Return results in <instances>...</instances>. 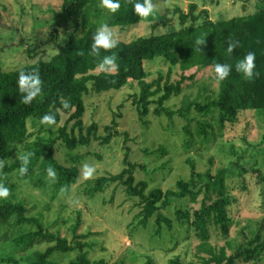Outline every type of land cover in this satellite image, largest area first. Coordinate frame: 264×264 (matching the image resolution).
<instances>
[{
  "label": "rangeland",
  "instance_id": "rangeland-1",
  "mask_svg": "<svg viewBox=\"0 0 264 264\" xmlns=\"http://www.w3.org/2000/svg\"><path fill=\"white\" fill-rule=\"evenodd\" d=\"M124 0H118L119 4ZM155 14L168 10L167 26L154 27V21L141 20L135 26L120 28L108 25L112 15L98 0L88 7L89 27L96 30L107 24L116 42H130L138 37L161 35L180 29L177 15L178 8L187 13L190 4L197 6L196 13L203 9L208 11V18L213 21L248 15L264 8V0H150ZM62 0H0V72L19 69L40 60L47 61L57 49L54 44L38 46L46 42L50 30L57 28V45L67 42L63 30L71 29L60 15ZM190 22H187L189 25ZM30 50V52H28ZM150 78L157 71L166 72L159 62L149 64ZM185 75L189 77L182 86L178 96L172 97L165 106L172 110L186 109L190 105L189 117L192 120L185 134V122L178 116L170 121L166 117L150 114L146 126L137 121L135 112L127 96L136 92L135 85L129 83L119 91L85 96L84 124L95 122L99 125V134L111 123L117 113L118 132L128 137L124 144L123 137H117L109 145L92 144L87 148L68 151L60 144L55 147V159L65 167L76 166L79 171L77 181L68 193L56 192L55 180L48 174L41 175L35 166L29 174H21L19 169L0 172V183L10 190V195L2 201L22 202L28 208V216L37 217L44 228L54 234L72 240L73 228L77 221L80 225L77 235H88L83 240L87 247L86 257L91 261L104 260L107 264H143L149 257L153 264H169L175 261L181 264L199 263L200 257H208L194 228L180 225L176 221V210L193 212L200 209L203 192L191 202L186 198L175 200L164 215L171 220L172 230H163L159 236L155 232L153 220L146 228L138 227L139 208L136 201L128 198L120 186H111L95 198L84 194L82 168L85 164L95 168L94 176L116 174L123 168V158L128 154L129 161L144 165V170L137 169L136 180L146 181L149 188L162 191L174 189L179 179L188 181L191 175L190 165L195 172L205 175L209 172L214 177L219 171L224 172L226 193L230 195V217L233 221L226 239L220 230L211 224L209 244L216 253L224 247L226 255L235 254L239 249H252L264 243V183H260L255 171L264 173V113L246 111L240 116L238 124L232 129H221L218 113L204 116L198 112V106L216 99L218 85L215 71L211 68H193ZM198 123L209 125L207 136L198 132ZM28 138L24 145L18 147L12 158L5 162L13 165L28 154V149L37 139L47 140L56 136L57 127L43 126L34 119L27 120ZM127 148V149H125ZM89 179V180H91ZM208 178H203L206 183ZM211 200L217 198L215 193ZM209 202V201H208ZM33 226L15 225L14 221L0 228V258L12 257L24 264L21 259L24 253L33 250L43 251L46 245L34 246L21 251L16 247L13 238L32 230ZM259 236L257 237V235ZM257 237V238H256ZM225 242L230 243L226 248ZM251 242L252 245H249ZM264 247V245H263ZM252 252L251 257L243 261L236 259L235 264H262L264 251ZM77 251L54 253L51 264H68ZM3 264V263H0Z\"/></svg>",
  "mask_w": 264,
  "mask_h": 264
},
{
  "label": "trees",
  "instance_id": "trees-1",
  "mask_svg": "<svg viewBox=\"0 0 264 264\" xmlns=\"http://www.w3.org/2000/svg\"><path fill=\"white\" fill-rule=\"evenodd\" d=\"M96 1L98 0H62L58 15L72 24L71 29L62 31L67 42L57 45L58 33L54 27L50 30L47 41L36 44L31 50L35 52L39 45L54 44L57 52L49 60H40L16 70L0 72V172L20 170L25 166L23 159L10 166H6L5 162L12 158L19 146L26 143L27 120L34 119L41 123L44 115H54L56 123L51 126L57 127L56 136L47 140L37 139L31 144L25 174H29L35 166L39 168L41 175L48 174V169L52 168L56 172L55 191L68 193L76 183L79 171L76 166L65 167L55 159L56 144L68 151H74L92 144L107 146L114 138L120 136L125 144L128 137L117 130V113L113 114L111 123L104 126L101 135L97 123L84 124V98L90 93L99 95L119 91L129 83L135 85L137 90L129 94L125 102L130 103L140 124L146 126L150 114L166 117L170 121L174 116H178L185 122V134L190 135L188 127L192 121L189 117L191 105L186 109L172 110L166 107L165 103L180 94L183 84L189 79L185 72L193 68H211L215 71L216 64L232 66V72L227 79L219 83L216 80V99L197 107V111L203 112L204 116L211 115L213 110H216L221 129H232L238 124L243 112L264 113V8H259L252 14L218 21L209 19L206 9L196 13L195 4L189 5L187 13L176 8L173 15L178 16L180 29L161 35L138 37L130 42H116L115 48L107 51L101 49L100 55L97 56L91 52V44L97 30L95 27H89L87 15L88 7ZM137 2L143 3L144 0L122 1L120 8L112 13L108 25L127 28L140 23L141 18L135 14ZM168 12L164 10L148 19L154 21V27L167 26L170 22ZM187 22L190 24L187 25ZM197 41L201 43L198 44ZM229 44L236 45L233 52L228 51ZM249 52L255 54L254 75L251 79L236 71L238 61ZM113 54L116 56L118 69L111 73L100 71L98 66L104 57ZM154 62L161 63L166 72L157 71L150 78L148 67ZM21 71L26 74L34 73L41 80V94L30 104L23 103L25 94L19 91ZM64 102L70 105L67 109L63 106ZM208 127L209 125L198 123L199 134L206 137ZM122 163V170L116 174H106L85 181L84 194L92 199L111 186L122 187L126 196L135 200L139 208L137 226L146 228L153 220L156 228L154 233L159 236L163 230L170 231L173 228L171 220L163 212L168 210L175 200L188 198L194 202L203 192L201 207L193 212L192 219L187 211L179 209L175 212L176 221L180 225L194 228L202 246L206 248L209 256L200 257V264H235L236 259L248 260L257 248L260 249L259 252L264 251V243L260 242L254 250L239 249L235 254L227 256L224 247L219 248L216 253L209 244L208 227L211 224L220 230L225 239L233 224L230 217L232 199L226 193L223 171L210 177L209 172L205 175L196 173L191 164L188 181L179 179L174 189L162 191L159 188H149L146 181L136 180V170H144V165L130 162L127 153ZM255 173L263 184L264 173ZM205 177L208 181L202 183ZM213 193L217 195L214 201L210 197ZM10 221H14L17 226H33L32 230L13 238L14 245L21 247L22 253L34 246L46 245L43 251L24 253L21 256L24 264H51L49 259L54 253L72 251H77L78 254L68 264H107L104 260L91 261L86 257L84 250L87 244L83 240L88 235L76 234L79 221L73 228L72 240L68 241L44 228L37 217L28 216V208L24 203L5 200L0 202V228ZM225 245L230 248L229 242H225ZM0 263L20 264L12 257L0 258ZM143 264L153 262L147 257ZM169 264L181 262L176 259Z\"/></svg>",
  "mask_w": 264,
  "mask_h": 264
},
{
  "label": "clouds",
  "instance_id": "clouds-1",
  "mask_svg": "<svg viewBox=\"0 0 264 264\" xmlns=\"http://www.w3.org/2000/svg\"><path fill=\"white\" fill-rule=\"evenodd\" d=\"M102 6L111 13H115L120 4L118 0H102ZM154 13L153 5L150 0H144L143 3L137 2L135 4V14L141 18V20H147L150 15ZM206 40L203 41L205 44ZM201 43V41H197ZM117 46L116 40L113 38V33L107 24L99 27L93 37V43L91 44V52L93 55H100V50H111ZM236 48L235 44H229L228 51L233 52ZM99 70L106 73L114 72L118 69L116 63V56H105L103 61L98 66ZM255 68V54L249 52L243 59L239 60L236 64V71L243 74L245 78L251 79L254 75ZM217 82H222L229 77L232 72V66L229 64H216L214 66ZM19 91L24 95L23 103L30 104L38 95L41 94V80L38 75L34 73L26 74L21 71L18 81ZM64 108L67 109L70 105L68 102H64ZM42 124L54 125L56 118L54 115L46 114L41 120ZM29 163V155L23 157V164L25 165L20 169L21 174L27 172V165ZM95 168L88 164H85L82 168V176L84 180H89L94 176ZM48 177L52 180L56 178V172L54 169H48ZM10 195L8 187L0 183V199H6Z\"/></svg>",
  "mask_w": 264,
  "mask_h": 264
}]
</instances>
